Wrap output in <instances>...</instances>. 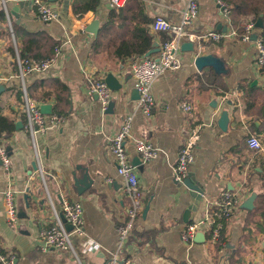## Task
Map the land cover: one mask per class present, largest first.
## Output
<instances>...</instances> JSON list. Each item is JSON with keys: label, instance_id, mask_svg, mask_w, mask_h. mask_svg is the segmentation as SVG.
Returning a JSON list of instances; mask_svg holds the SVG:
<instances>
[{"label": "crops", "instance_id": "1", "mask_svg": "<svg viewBox=\"0 0 264 264\" xmlns=\"http://www.w3.org/2000/svg\"><path fill=\"white\" fill-rule=\"evenodd\" d=\"M73 1L57 0L54 10L57 19L50 22H42L28 0L23 6L19 5L15 14L8 12L11 28L7 17L4 22L0 21V77L3 78L0 80L3 86L0 89V115L15 123V130L9 137L2 138L10 166L5 171L0 163V251L14 255V264L108 263L118 245L117 228L127 220L129 206L124 181L116 171L109 137L115 134L124 115L133 114V133L151 142L159 154L144 162L131 141L125 144L131 163L140 159L141 168L135 167V172L144 205L120 251V260L127 258L131 264H264V208L254 209L255 200L252 209L241 207L252 192L256 195L264 192V131L261 129L264 99L262 103L259 98L264 76L257 64L253 40L245 42L237 35L220 41L207 39L199 44V50L194 54L181 52V67L155 78L156 105L150 118H146L133 99L135 88L130 76L133 56L117 59L112 42L115 27L103 28L109 11H118L125 4L112 7L109 0H101L97 12L87 11L76 17L72 13ZM139 1L149 18L161 15L171 22H178L187 0ZM6 2L9 8L16 4L13 0ZM197 2L198 17L187 28L195 34L239 30L248 18L253 17L238 13L232 0ZM259 2L264 4V0ZM96 18L99 28L94 37L85 28ZM150 23L147 28L153 40L149 51L156 44L159 47L166 37L163 32L152 31ZM257 29L260 32V28ZM122 30V36L128 38L127 30ZM24 33H45L58 40L61 49L49 69L27 74L24 78L31 100L39 106L49 104L51 113L64 117L58 128L36 137L38 159L23 128L25 120L20 112L23 93L16 76V55L20 56L19 49L26 38L22 36ZM197 54L220 57L226 72L218 74L212 67L198 71L193 62ZM150 55L156 56L157 52ZM108 72L122 83V89L112 93L111 113L103 112L97 97L87 94L88 79H104ZM55 80L68 88L66 106L60 112L54 94ZM38 86V94H48L47 97L29 94ZM254 86L258 98L255 107L247 108L245 100L249 88ZM183 103L192 105L189 113L181 109ZM192 129H198L199 134L189 179L204 192L196 211L192 212L193 218L204 212V199L217 197L223 189L242 192L238 208L221 233L219 244L224 243V246L220 245V248L210 241L208 231L201 242L182 239L186 224L184 212L193 205V198L184 183L174 180L173 168L179 149ZM250 134L259 137L261 150L248 147L246 138ZM40 169L44 173V182L40 178ZM85 170L93 180L92 185L87 188L75 186L73 176L80 178ZM6 188L15 192L17 212L25 213V216H19L17 228H11L5 219L2 191ZM26 194L31 196L27 200ZM47 194L58 210L62 201L82 204L84 233L72 236L80 263L69 250L50 248L43 251L37 246L40 230L52 222ZM146 205L149 207L143 214ZM148 230L157 232L147 241L142 242L134 235ZM86 241L95 243L96 251L84 254L82 248Z\"/></svg>", "mask_w": 264, "mask_h": 264}, {"label": "built area", "instance_id": "2", "mask_svg": "<svg viewBox=\"0 0 264 264\" xmlns=\"http://www.w3.org/2000/svg\"><path fill=\"white\" fill-rule=\"evenodd\" d=\"M35 7L37 17L42 22H50L57 19V13L52 10L47 0H29ZM126 0H109L112 7H122ZM2 8L6 14L9 28H11L6 8V0H0ZM199 13L197 0H187L181 11V17L178 22H171L161 15H155L150 23V28L154 32H163L167 39L159 45L156 56L138 55L133 57L130 63V76L133 80V86L139 94L136 100L137 107L141 113L150 118L153 108L156 105L153 94V83L155 78L165 71H175L181 67V43L191 41L194 44H201L202 41L212 39L220 41L225 37L239 36L242 41L253 40L252 34H256L253 40L257 53V64L261 67L264 64V40L259 34V30L254 25L252 18H248L242 25L240 32L231 30L222 32L220 30L205 31L200 34L188 32L192 23L197 19ZM61 52L60 46L54 50V54L46 58H27L16 55L17 72L16 76L21 82V91L23 93V104L20 112L24 116L23 128L28 133L35 155L38 159L36 150V137L45 133L47 130L58 128L64 121V117L57 113L45 114L41 112L37 102L31 100L26 92L24 78L27 74L33 72H44L55 62ZM3 78L0 77V80ZM87 94L97 96L103 112L106 111L111 100L113 91L107 86L103 78H89ZM236 94V93H234ZM181 109L189 113L192 109L190 103H183ZM133 114L124 115L115 134L109 137V146L112 152L113 160L116 166L117 174L124 181V192L129 199L127 208V220L123 225L118 226V245L113 252L107 264H131L130 260L124 258L120 260V251L126 244L132 233L138 213L143 208V194L139 188L138 177L135 172V166L132 165L125 144L131 141L142 161L147 162L156 158L159 154L157 147L143 137H138L132 129ZM199 134L198 129H192L183 141L177 157V162L173 168V178L178 183H184L189 168L194 161V145ZM246 143L249 148L259 151L262 149L261 140L257 135L250 134ZM0 163L5 171L10 166V157L3 139L0 137ZM40 178L44 182V173L40 169ZM242 192L240 190L223 189L215 198L204 199V212L202 215L192 218L182 232V239L192 241L197 232H209L211 242L220 239L221 233L229 223L234 211L241 202ZM4 202V214L7 224L11 228H17L19 216L15 203V192L6 188L2 191ZM52 212V222L47 228L40 230L37 236V246L45 251L50 248L58 250H69L74 258L80 263L79 257L72 244V236H81L84 233L83 207L78 201H62L58 210L50 195L46 196ZM64 218V222L62 221ZM66 224L71 226L66 228ZM224 246L223 244H221ZM97 246L93 242H84L82 251L84 254L96 251ZM0 264H14V255L0 251Z\"/></svg>", "mask_w": 264, "mask_h": 264}, {"label": "trees", "instance_id": "3", "mask_svg": "<svg viewBox=\"0 0 264 264\" xmlns=\"http://www.w3.org/2000/svg\"><path fill=\"white\" fill-rule=\"evenodd\" d=\"M228 1V0H226ZM234 6L233 8L241 14H251L255 18H260L262 20L263 27L260 28V36L264 40V4L260 3L259 0H250L245 2H238L232 0ZM101 5V0H74L72 2V13L74 16L79 17L87 11L97 12L98 7ZM137 20L133 27L129 29L131 23ZM6 20V15L2 7H0V21L4 22ZM149 18L143 11V6L139 0H126L125 6L122 9L110 10L107 18L103 24V28H113V54L117 59H124L127 57H135L138 55H143L152 46V36L148 33L147 24L151 22ZM114 25V26H113ZM107 29V30H108ZM127 30L128 38L122 36L123 30ZM15 31V28L13 27ZM241 29L238 30L240 32ZM22 36L26 37L22 41V46L19 49V54L22 57L27 58H46L54 54V50L58 44V40L46 35L45 33H35L30 34L24 33ZM167 39L164 36V40ZM26 53V54H25ZM260 73L264 76V64L260 67ZM55 98L57 100V110L63 111L66 106L67 97L66 93L68 88L66 85L61 84L58 80H55ZM256 86L250 87L248 91L247 98L245 100L246 107H255V100L257 96ZM40 87L33 89L29 94L32 96H39L41 98L47 97L48 94L42 96L38 94ZM253 91V92H252ZM40 92V91H39ZM65 93V95L63 94ZM259 98L263 103L264 99V86L262 91L259 92ZM262 117L264 119V106H262ZM262 127L264 131V120L262 121ZM15 130L14 121L8 119L5 116L0 115V137L6 139ZM249 136V135H248ZM247 136V137H248ZM247 139V138H246ZM255 208H264V192L257 193L255 199ZM134 231V230H133ZM157 231H146V232H133V234L140 238L142 242L147 241L151 238ZM216 241V246L220 248L221 242ZM141 243V241H140ZM224 244V243H223ZM3 252V251H1Z\"/></svg>", "mask_w": 264, "mask_h": 264}, {"label": "water", "instance_id": "4", "mask_svg": "<svg viewBox=\"0 0 264 264\" xmlns=\"http://www.w3.org/2000/svg\"><path fill=\"white\" fill-rule=\"evenodd\" d=\"M16 2V4L13 6H11L9 8L8 6V2H6V8H7V12H11V14H15V12H17L19 10V5L23 6L26 0H13ZM29 1V0H28ZM50 3V6L52 8V10L56 9V5L55 2L57 0H47ZM30 2V1H29ZM28 3V2H27ZM31 4V2H30ZM18 5V6H17ZM9 14V13H8ZM254 22V25L257 28H262L263 24H262V20L260 18H255L252 17L251 19ZM98 28H99V19H94L92 20L85 28V31L88 32L89 34L93 35L94 37L97 36L98 34ZM253 40L256 38V34H252L251 37ZM197 47L199 48V46L196 44H194L191 41H183L181 43L180 49L182 52H190L193 53L195 52L197 49ZM159 50V47L155 46L154 49H151L150 51L146 52L145 55H150L151 53H155ZM194 65L196 67V69L198 71H201L204 67H212L214 69V71L218 74L221 73H225L226 70L224 68V62L220 57H217L213 54H205V55H200L197 54L194 57ZM105 83L107 84V86L113 91H120L122 89V83L119 82L118 78L116 76H114L111 72H108L104 78ZM3 86L0 85V89H2ZM132 94L134 95L133 99L137 100L139 98V94L137 92V90L135 89V91H132ZM97 97V96H96ZM112 106H113V102H109L108 107L105 111V113H111L112 112ZM40 110L41 112L45 113V114H50L51 113V106L49 104H41L40 105ZM22 125L20 124V127ZM136 160V161H135ZM133 162L132 165L137 167V168H141V164H140V159L136 158ZM33 167L35 168L36 165L35 163H33ZM189 173L187 174L186 178L184 179V184L187 186V188L191 191V195H192V201H193V205L192 206H188L187 209L184 212V221L186 223H188L192 218V212L196 211L197 209V205L198 202L201 200L203 189L198 186L193 184L190 179H189ZM73 182L75 186H85L86 188L91 186L93 183V180L90 178L88 172L85 170V172L81 175L80 178L76 177L75 175L73 176ZM31 196L30 195H24L25 200L29 199ZM256 198V193L252 192L241 204L242 208L245 209H252L253 208V204H254V200ZM44 202V198H42L40 200V203L42 204ZM28 205V203H27ZM148 205L145 206L144 210H143V214H145L148 210ZM18 216H25V213L22 211H18L17 212ZM62 221L64 222V218H62ZM66 228L70 229L71 226L69 224H66ZM203 239H205V234L203 232H197L195 234V236L193 237V240L196 242H201L203 241ZM263 247H264V242H263Z\"/></svg>", "mask_w": 264, "mask_h": 264}, {"label": "rangeland", "instance_id": "5", "mask_svg": "<svg viewBox=\"0 0 264 264\" xmlns=\"http://www.w3.org/2000/svg\"><path fill=\"white\" fill-rule=\"evenodd\" d=\"M197 45L199 46V44H196V46H197ZM197 49L199 50V48H198V47H197ZM198 50H196V51H198ZM196 51H195V52H196ZM195 52H193V54H194Z\"/></svg>", "mask_w": 264, "mask_h": 264}]
</instances>
